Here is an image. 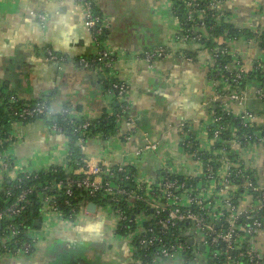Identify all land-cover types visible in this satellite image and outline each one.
Instances as JSON below:
<instances>
[{
  "label": "crops",
  "instance_id": "1",
  "mask_svg": "<svg viewBox=\"0 0 264 264\" xmlns=\"http://www.w3.org/2000/svg\"><path fill=\"white\" fill-rule=\"evenodd\" d=\"M175 1L92 0L104 31V38L98 42L85 26L82 0H0V98L11 93L28 103L45 99L53 114L69 109L75 119L98 120L113 112L115 100L98 83L103 72L83 64L108 50L114 61L104 74L113 83L126 85L124 102L134 131L126 140L127 128L120 125L116 136L106 141L96 135L78 142L85 159L91 165L132 168L138 182L145 185L155 184L165 166L182 175H197L198 167L181 150V143L191 134L202 148L208 147L206 131L214 89L203 47L174 41L181 26L173 13ZM240 8L247 12L246 17H253V26L258 27L264 19V0H224L220 10L230 24L243 29L242 20L235 14ZM157 48H165L170 54L153 61L142 58L143 53ZM48 51L65 61H48ZM249 108L260 110L255 103ZM7 131L22 139L13 151L22 167L40 170L60 166L65 160L67 138L52 134L44 121H15ZM147 141L156 143L158 151L141 152ZM259 151L264 165V148ZM257 165L256 161L258 182L264 186ZM3 178L0 172V184ZM77 219L74 225H66L50 218L47 222L55 226L50 240L42 242L44 237L38 231L40 240L32 253L0 256V264L132 263L135 245L128 232L117 233L114 215L99 207L90 214L86 205ZM191 262L207 264L200 256L156 264Z\"/></svg>",
  "mask_w": 264,
  "mask_h": 264
},
{
  "label": "built area",
  "instance_id": "2",
  "mask_svg": "<svg viewBox=\"0 0 264 264\" xmlns=\"http://www.w3.org/2000/svg\"><path fill=\"white\" fill-rule=\"evenodd\" d=\"M178 1L183 3L185 21L190 28L181 24L174 41L203 47L214 89L213 110L206 131L208 147L202 148L197 137L190 134L181 143V150L198 167L197 175H182L165 166L155 184H141L133 174L135 191H130L121 186V179L115 174V171L124 172L120 166L91 165L85 158L78 168L66 166L69 148L60 166L30 170L19 165L14 157V148L22 140L20 135L5 131V138L0 141V172L4 175L0 184V256L32 253L40 240L38 230L46 226L47 220L53 218L74 225L84 207L93 203L114 215L118 228L132 225L128 235L136 253L157 247L150 263L135 257L131 264H156L176 257L196 256L207 264H264V186L258 182L253 159L264 148V19L258 27L249 24L237 28L243 33L240 37L215 38L210 33L213 27H207L205 19L210 13L214 27L222 23L230 25L229 18L220 10L224 0ZM82 3L85 26L96 39L103 31L101 18L93 13L92 0ZM169 54L167 49L157 48L143 53L142 58L153 61ZM46 59L65 61L49 51ZM113 61V55L104 49L83 66L103 71L110 69ZM112 88L114 99L122 105L121 113L109 112L107 116H116L117 126L127 128L124 138L128 140L134 122L124 102L127 87L114 82ZM254 103L260 110L249 108ZM0 104H20L13 113L18 123L36 119L49 122L53 116L63 114L75 120L69 109L53 114L45 99L29 105L17 95L6 93ZM8 109L5 108L7 112ZM226 120L233 124L225 123ZM88 126L86 123L80 128ZM48 128L52 134L66 137L56 124L51 122ZM143 151L157 152L158 145L147 141ZM56 167L64 170V177L56 176ZM72 198L81 200L65 216L60 205L70 208ZM120 202L129 209L135 203L146 208L129 219ZM34 203L40 205L37 229L25 227L27 211Z\"/></svg>",
  "mask_w": 264,
  "mask_h": 264
},
{
  "label": "trees",
  "instance_id": "3",
  "mask_svg": "<svg viewBox=\"0 0 264 264\" xmlns=\"http://www.w3.org/2000/svg\"><path fill=\"white\" fill-rule=\"evenodd\" d=\"M203 7V4L201 5L200 8ZM92 11L94 14L98 15L95 11V7L93 4ZM173 13L178 18L179 22L182 24L183 28H190V24H188L185 21V14L186 10L183 6V3L181 1L176 0L173 4ZM205 23L207 27H213L212 31L210 32L213 37L215 38H221V37H240L243 33L242 31H239L237 28H235L232 24H225L222 23L220 26H215L214 27V20L212 19L210 13H207ZM104 38V31L96 37L97 41L100 42ZM98 64V63H96ZM92 69V67H91ZM103 75H100L98 80V83L106 89L109 93L113 94V98H115V93L112 88L113 81L109 80L108 77L104 74L106 73V70H103ZM11 94V93H9ZM115 100V99H114ZM38 102V101H37ZM5 103V102H4ZM22 102H20L21 104ZM28 103V102H26ZM36 102H31L28 103L29 105H34ZM12 105V106H6L0 104V141H3L5 136L3 135V132L7 131L8 128L11 127L12 123L15 122L17 119L13 116V113L15 112L16 109H19L18 106L20 105ZM121 106L116 100L112 105V110L115 114L121 113ZM9 108L8 112L5 110V108ZM11 108V109H10ZM43 120L44 117L42 118ZM37 120V119H36ZM35 120L27 121L25 124L33 122ZM56 124L58 127L61 128L63 133L66 135V138L68 140V148H69V157L67 158V165L70 168H78L79 166L82 165V160L85 158L84 155L82 154V148L79 146V140L84 139V142L87 140H90L93 138L95 135H101V140L106 141L114 136H116V131H117V118L116 116L109 117L107 114H104L100 119L98 120H72L68 114H63L62 116H53L52 120L49 122H45L46 125L49 127L51 124ZM88 123L89 126L86 129L80 128L82 125ZM225 123L233 124L229 120H226ZM2 126H4L2 128ZM190 136H192L190 134ZM83 142V143H84ZM57 171V177H64V170L61 167H56ZM134 169L132 168H126L124 169V172H117L115 171V174L118 178L121 179L120 184L123 188L130 190V191H135V184L131 178V176L134 174ZM126 177H129V179L126 180ZM79 200L81 198H72L70 199V208H66L62 205H60V211L63 213V215H69L70 214V209L77 208V204L79 203ZM103 203H106L103 201ZM119 206H121L124 210V212L127 214L129 219L131 216L137 214L139 211L144 210L146 207L143 206L140 203H135L134 206L129 209L125 203L120 202ZM39 210H40V205L37 203H34L32 207H30L27 211L28 215V221L25 224V227H32L35 229L36 227L34 226V222L39 220ZM132 227L131 224L128 225V228ZM123 229V228H118L117 233L118 234H126L129 229ZM37 229V228H36ZM19 246V243L17 244ZM157 247H151L149 249H145L141 252H137L135 257H139L143 260L144 263H150L152 260V257L154 256V253L156 251Z\"/></svg>",
  "mask_w": 264,
  "mask_h": 264
},
{
  "label": "rangeland",
  "instance_id": "4",
  "mask_svg": "<svg viewBox=\"0 0 264 264\" xmlns=\"http://www.w3.org/2000/svg\"><path fill=\"white\" fill-rule=\"evenodd\" d=\"M237 1H241V3H245L246 0H237ZM250 2L252 3V0H250ZM243 8V7H241ZM239 9L240 12L235 13L236 16H239L240 20H242L243 24L245 27H247L249 24H253V17H246L245 14L247 12H245L242 9ZM253 30V29H251ZM260 151L258 152V154H256L254 156V164L256 166V161H257V169L260 175L261 180H264V165H262L261 162V158L262 155L260 156ZM52 223V224H51ZM54 223L52 221L47 222L46 226L44 228H41L40 230H38L40 232V234L44 237V241L42 242H46L47 240H50L52 238V231L55 228V226H52ZM56 224V223H55ZM66 225H72L70 223H67ZM46 229H49V231H47ZM42 240V239H41ZM18 256V255H17ZM21 256V255H19ZM16 257V256H15Z\"/></svg>",
  "mask_w": 264,
  "mask_h": 264
},
{
  "label": "water",
  "instance_id": "5",
  "mask_svg": "<svg viewBox=\"0 0 264 264\" xmlns=\"http://www.w3.org/2000/svg\"><path fill=\"white\" fill-rule=\"evenodd\" d=\"M95 209H96V205H95V204H93V203H89V204L87 205V212H88V213L93 214V213L95 212ZM34 226H35L36 228H38V227H39V221H35V222H34ZM189 244H191V241H189ZM201 251H203L202 248H201ZM190 264H194V263L191 262Z\"/></svg>",
  "mask_w": 264,
  "mask_h": 264
}]
</instances>
